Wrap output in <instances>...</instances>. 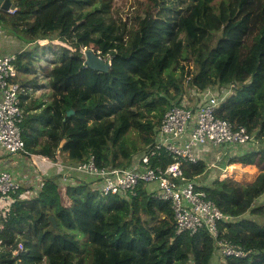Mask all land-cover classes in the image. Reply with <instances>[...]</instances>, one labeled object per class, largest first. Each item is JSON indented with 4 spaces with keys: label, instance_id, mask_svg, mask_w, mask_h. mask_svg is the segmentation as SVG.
Here are the masks:
<instances>
[{
    "label": "trees",
    "instance_id": "obj_1",
    "mask_svg": "<svg viewBox=\"0 0 264 264\" xmlns=\"http://www.w3.org/2000/svg\"><path fill=\"white\" fill-rule=\"evenodd\" d=\"M16 3L13 14L0 10L7 13L4 17L1 12L0 23L8 34L28 44L57 38L68 46L61 47V54L53 52L47 72L49 100L33 65L37 56L20 52L16 62L25 75L20 83L34 92L21 96L22 134L32 154L55 159L65 152L67 163L94 155L100 167L127 166L152 145L155 128L171 107L188 100L196 105L200 90L232 81L237 86L217 115L244 124L258 143L264 139V0H230L219 12L213 0H147L129 26L113 15L114 0ZM82 47L110 56V70L89 67ZM178 70L181 76H176ZM193 87L191 96L188 89ZM131 132H137L139 145L130 144ZM62 139L66 143L60 147ZM254 143L229 160L257 166L253 180L220 178L213 172L202 186L230 215L219 222L221 236L253 250L245 257H221L207 230L178 234L170 201L153 198L149 184L141 183L130 199L103 196L92 177L73 173L65 182L71 203L64 205L51 178L65 172L58 167L54 175L44 174L45 183L35 195L21 196L26 190L22 186L0 210H6L4 247L24 244L19 258L7 251L2 262L40 264L46 258L48 264H264V149ZM208 159L186 162L185 175L205 173ZM50 216L57 220L55 228ZM76 230L96 246L93 255L87 257Z\"/></svg>",
    "mask_w": 264,
    "mask_h": 264
},
{
    "label": "built area",
    "instance_id": "obj_2",
    "mask_svg": "<svg viewBox=\"0 0 264 264\" xmlns=\"http://www.w3.org/2000/svg\"><path fill=\"white\" fill-rule=\"evenodd\" d=\"M16 9L17 7L2 11L13 14ZM20 52L0 54V146L10 154L28 153L22 134L25 111L21 96L31 92L32 88L23 86L18 79L16 62ZM108 61L111 62L110 58ZM236 86L234 81L224 87L209 86L197 93L196 105L188 100L171 107L155 128L152 145L127 166L100 167L94 155L85 161L64 165L48 155H41L40 159L65 169V172L51 177L59 187H66L65 182L72 178L70 174L73 173L92 177L103 196L119 195L130 199L137 195L141 183L152 185L153 198L170 201L178 234H195L200 230H207L221 257H245L253 250L221 236L219 222L228 220L230 215L207 197L202 188L205 185L202 177L206 172L188 177L183 169L186 162L206 160L210 158L207 156L209 152L219 148L227 153L231 150H243L253 142L258 144L255 135L244 124H235L217 115L221 103ZM208 161L207 170L217 166V160ZM44 183L45 177H41L38 172L21 178L8 169L0 170V210L10 205L14 200L13 195L22 186H33L39 190ZM29 193L30 190L26 189L21 196H32ZM5 211H0V264H3L7 251L19 258L24 250L21 241L14 248L3 245L5 224L2 216Z\"/></svg>",
    "mask_w": 264,
    "mask_h": 264
},
{
    "label": "rangeland",
    "instance_id": "obj_3",
    "mask_svg": "<svg viewBox=\"0 0 264 264\" xmlns=\"http://www.w3.org/2000/svg\"><path fill=\"white\" fill-rule=\"evenodd\" d=\"M17 1V0H14ZM147 3V0H114L113 3V15L118 19L119 22H126L127 25H132L135 24V17L139 16L140 14H142V11L144 10V7ZM214 6L216 7V10L219 12L223 6H228V4L230 3V0H213ZM2 11H0V14ZM4 17L6 16L7 13H3ZM6 29V28H4ZM6 32V30H5ZM217 35H214L211 39V43H215L216 39H217ZM16 40V39H15ZM36 44H39V49H35L36 48ZM65 46L68 47L67 44H63L60 40H58L57 38L53 39V40H37L36 43H32L29 45H26V47L23 49L22 52H29L31 51L34 55L37 56V60L34 61L33 65L36 68V75L39 77L40 82H42L45 87L43 88V91L46 92L48 95L45 98L46 100L50 99V92L51 89L48 85V77H47V72L49 70V68L51 67L53 58H54V51H57L58 54H61V47ZM51 48V49H49ZM87 49V47H82V51L84 52ZM105 59H107L110 56H102ZM194 56L191 55L189 57V60L191 61V59H193ZM111 60V59H110ZM192 62V61H191ZM191 67L195 68V64L191 63ZM181 71H177L176 76H181ZM25 75L18 70V79L20 81V79H23ZM28 76V75H27ZM28 77H31L30 75ZM188 88V87H187ZM194 87L193 88H189L188 89V93L193 96L194 95ZM33 90H31L32 92ZM38 92V90L36 91ZM187 99V97H186ZM185 99V100H186ZM140 138L137 135V132H131L129 134V142L130 144L135 143L136 145H139V141ZM255 144V143H254ZM134 145V144H133ZM256 146H259L258 148H263L264 149V139L262 141H260L258 144H256ZM28 153L24 154L27 157H30V153H32L31 151L27 150ZM242 150H238V152H240ZM60 152V151H59ZM226 151L224 149H217L214 150L212 152H209L207 154L208 157H212L214 160H217L218 162H215V164L217 165L215 168L211 169V170H207L206 173L203 175L202 179H204L205 181H210L212 179V174L217 173L219 175L220 178H225L227 176L229 177H233L238 181H247V180H253L257 174L259 173V168L257 166H255L254 164H242V163H232L230 164L229 160L231 158V156H235L237 155V153L234 150L228 151L227 153H225ZM34 155V154H33ZM219 158H221L219 160ZM211 160V161H214ZM210 161V162H211ZM39 164H43V165H48V163H44V161H42V159H39ZM59 186V185H58ZM28 190H30V195H35L37 193L38 190H31L29 188H26ZM66 189L67 187L61 185V187H59L61 196H62V203L64 205H70V199L69 197L66 195ZM263 198V197H262ZM64 229V227H63ZM77 236V238L80 240L81 246L83 247V250L85 251L87 257H89L91 254L93 255V251L96 249V246H94L92 243H90L87 240V237L84 233H82L79 230H76L74 232ZM17 264H20L19 261H17ZM40 264H48L47 259H43L42 262Z\"/></svg>",
    "mask_w": 264,
    "mask_h": 264
},
{
    "label": "crops",
    "instance_id": "obj_4",
    "mask_svg": "<svg viewBox=\"0 0 264 264\" xmlns=\"http://www.w3.org/2000/svg\"><path fill=\"white\" fill-rule=\"evenodd\" d=\"M26 45H29L26 41L20 39L15 35L8 34L7 32H5L4 27L0 23V54H12L18 53L20 51L22 52ZM31 93L33 94L34 92L32 91ZM40 156L41 155L32 154V156L27 157L22 153L10 154L7 153L0 146V170L8 169L13 174L18 175L21 178L24 177V175L26 176L34 172H38L41 177H44V174H46L47 172H51V174L54 175V173L58 171V169L61 167L53 166V164L49 162H46L48 163L47 167L46 165L39 164ZM55 160L60 162V164L62 165L67 164V162H69L67 153L61 151L58 153V156L57 158H55ZM24 188H29L31 190L35 189L33 186Z\"/></svg>",
    "mask_w": 264,
    "mask_h": 264
},
{
    "label": "water",
    "instance_id": "obj_5",
    "mask_svg": "<svg viewBox=\"0 0 264 264\" xmlns=\"http://www.w3.org/2000/svg\"><path fill=\"white\" fill-rule=\"evenodd\" d=\"M17 7V3L16 1L13 0H0V9L1 10H8L10 8H16ZM99 51H95L92 48H87L84 51V55H85V62L86 64L93 68L96 71H109L110 70V66H111V62H109L107 59H105L104 57H102ZM72 111L68 112V115H71ZM66 143V139H62L61 143H60V147H63L64 144ZM50 220L52 221L54 228L57 226V220L55 217L50 216Z\"/></svg>",
    "mask_w": 264,
    "mask_h": 264
},
{
    "label": "clouds",
    "instance_id": "obj_6",
    "mask_svg": "<svg viewBox=\"0 0 264 264\" xmlns=\"http://www.w3.org/2000/svg\"><path fill=\"white\" fill-rule=\"evenodd\" d=\"M13 1H14V0H13ZM107 60H109V58H108Z\"/></svg>",
    "mask_w": 264,
    "mask_h": 264
}]
</instances>
